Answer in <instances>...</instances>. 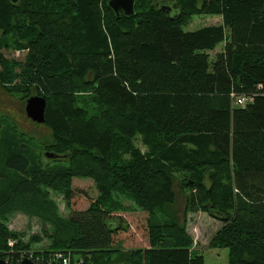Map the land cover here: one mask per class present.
Wrapping results in <instances>:
<instances>
[{
    "label": "trees",
    "instance_id": "16d2710c",
    "mask_svg": "<svg viewBox=\"0 0 264 264\" xmlns=\"http://www.w3.org/2000/svg\"><path fill=\"white\" fill-rule=\"evenodd\" d=\"M108 1L0 0V83L24 102L47 98L49 133L32 137L68 163L51 170L23 150L5 154L0 258L30 249L1 220L22 212L53 227L42 230L47 251L87 264H206L175 215L182 175L185 211L222 223L211 243L227 248L228 264H264V0H136L132 16ZM194 13L222 23L184 30ZM232 92L253 102L237 106ZM85 178L99 194L79 208L85 189L73 181ZM45 187L63 193L70 217ZM114 193L148 213V248H113L130 228Z\"/></svg>",
    "mask_w": 264,
    "mask_h": 264
},
{
    "label": "rangeland",
    "instance_id": "374dc122",
    "mask_svg": "<svg viewBox=\"0 0 264 264\" xmlns=\"http://www.w3.org/2000/svg\"><path fill=\"white\" fill-rule=\"evenodd\" d=\"M222 23L221 15L213 14H197L191 15L190 21L183 26L186 31H193L206 25L220 24ZM223 43L219 44L214 51H211V60L215 58V53L222 50ZM5 55L10 59L22 60L25 56L23 51H13L12 49H4ZM1 70V67H0ZM17 126V129L16 127ZM135 126H132L134 130ZM48 127L43 124L33 122L25 112V102L23 95L11 94L6 91L4 85L0 83V178L5 179L6 171L3 165V158L6 153H11L17 150H23V153L27 154L31 161L38 166L47 169L58 170L68 166L67 159L63 156L51 159L46 156V152H53L47 145V142H40L35 136H43L48 134ZM136 144L142 149H146L143 141L141 142L139 136L136 138ZM182 175H178L175 180L176 191V204L175 215L177 220L184 225L187 233L193 239V247L201 251L205 255L206 264H228V250L227 248H220L214 246L211 243L213 236L218 228L221 226V222L212 218L210 215L204 212H190L185 211V195L186 190L181 184ZM17 179V176L14 177ZM78 179V178H75ZM74 186L76 188L82 187L85 189V194L78 196L75 206L79 208H85L89 206L90 201L96 198L99 194V190L95 182L90 178L74 180ZM49 192L50 198H52L59 207V212L63 217H70V214L74 207L68 208L64 200L63 193L56 191L51 187H45ZM114 198L118 200L122 205L126 206L129 211L120 212L129 224L128 231L119 232L115 239L117 250H133L138 248H148L146 239L148 235L147 230V217L148 213L141 209H138L135 203L129 199L123 193H114ZM162 213L161 210H157L156 214ZM163 214V213H162ZM2 222L8 226L11 231L18 234V240L28 243L31 242L30 249L35 252L41 253H55L65 252L61 250L47 251L51 249V240L43 235L42 230L47 228L53 230V227L48 224H43L42 220L35 216H29L22 212H17L10 215L7 218H2ZM34 236H39V240H32ZM16 242V239H10ZM9 240V241H10ZM73 255L71 252H66ZM74 257H81L78 254H74ZM84 257V256H83ZM73 258V256H72ZM86 258V257H84ZM119 256L115 255L114 259H118ZM75 259V260H76ZM91 262V260H89Z\"/></svg>",
    "mask_w": 264,
    "mask_h": 264
},
{
    "label": "water",
    "instance_id": "95a60500",
    "mask_svg": "<svg viewBox=\"0 0 264 264\" xmlns=\"http://www.w3.org/2000/svg\"><path fill=\"white\" fill-rule=\"evenodd\" d=\"M16 2L17 0H12ZM136 0H109V7L116 12L117 15L124 14L132 16L135 13ZM164 7H170L164 5ZM169 8V9H170ZM46 108L47 98L43 95L33 94L29 96L25 101L26 115L35 123L43 124L46 122ZM48 158H58V155L54 152H46ZM0 264H38L30 259H24L19 263H10L4 258H0ZM115 264V263H111Z\"/></svg>",
    "mask_w": 264,
    "mask_h": 264
},
{
    "label": "built area",
    "instance_id": "2783aa9c",
    "mask_svg": "<svg viewBox=\"0 0 264 264\" xmlns=\"http://www.w3.org/2000/svg\"><path fill=\"white\" fill-rule=\"evenodd\" d=\"M231 97L234 100V104L237 106L245 107L253 102V96L246 94H236L235 92H232ZM15 244L16 242L14 240L9 241L10 246H14ZM11 252L16 262H20L25 258L39 264H87L89 262V260H86L83 256L73 260L72 255L66 252L38 253L33 250L25 249H12Z\"/></svg>",
    "mask_w": 264,
    "mask_h": 264
},
{
    "label": "bare ground",
    "instance_id": "6f19581e",
    "mask_svg": "<svg viewBox=\"0 0 264 264\" xmlns=\"http://www.w3.org/2000/svg\"><path fill=\"white\" fill-rule=\"evenodd\" d=\"M55 1V0H54ZM115 263V262H114ZM118 263V262H117Z\"/></svg>",
    "mask_w": 264,
    "mask_h": 264
}]
</instances>
